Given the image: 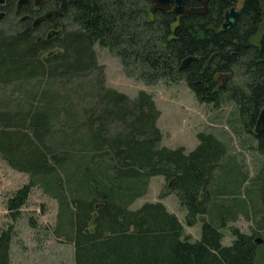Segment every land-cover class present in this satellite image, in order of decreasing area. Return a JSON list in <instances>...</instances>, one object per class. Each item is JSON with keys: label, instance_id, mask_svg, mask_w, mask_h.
<instances>
[{"label": "trees", "instance_id": "16d2710c", "mask_svg": "<svg viewBox=\"0 0 264 264\" xmlns=\"http://www.w3.org/2000/svg\"><path fill=\"white\" fill-rule=\"evenodd\" d=\"M259 1L225 29L223 0L191 15L155 0H73L51 35L18 14L0 28V87L22 92L0 95V154L29 174L7 199L13 219L40 186L59 203L55 232L74 243L75 264H264V164L250 176L213 132H198L192 149L162 145L154 96L108 86L96 49L109 48L149 84L185 81L201 102L236 103L234 129L252 133L264 156V131L255 133L264 106ZM158 175L185 224L201 222L199 239L161 201L133 208ZM241 215L255 220L252 233L230 224ZM14 234L13 223L0 230V264H11Z\"/></svg>", "mask_w": 264, "mask_h": 264}, {"label": "rangeland", "instance_id": "374dc122", "mask_svg": "<svg viewBox=\"0 0 264 264\" xmlns=\"http://www.w3.org/2000/svg\"><path fill=\"white\" fill-rule=\"evenodd\" d=\"M7 11L0 17V28H10L20 18H15L16 8L8 2ZM5 9H0V13ZM20 15V14H19ZM21 16V15H20ZM22 18V17H21ZM16 21V22H15ZM56 30V28H54ZM264 30H259L253 38L254 43L261 41ZM99 64L103 65L106 83L134 97L140 90L150 92L161 110L158 125L164 133L162 145L169 147L185 146L192 149L199 143L197 133L207 131L215 133L228 144L229 153L236 157L241 165L253 176L258 168L264 164L263 154L253 148L256 146L254 135L246 133L240 126L234 129L235 105L229 101L221 106L201 102L196 98L195 92L185 81L177 83L160 80L155 84H149L142 79L127 74L124 64L112 50L96 45ZM239 75L235 79L238 80ZM11 92L12 97L20 99L21 89L14 85L0 87V95ZM1 101V100H0ZM29 181V174L10 166L0 154V230L13 223L15 234L11 248V264H75V245L66 236H57L55 232L59 203L56 198L47 195L40 186L34 187L28 203L22 208V213L17 219H13L7 208V199L19 187ZM251 180L245 181L249 186ZM168 190L164 176H154L148 192L137 202L133 208L146 201H161L184 222L186 210L182 208L175 194H164ZM185 224V222H184ZM231 225L240 227L247 233L253 232L256 222L245 215H241ZM187 234L193 239L201 236V222L197 225L185 224ZM224 243L230 244L232 237L230 230L225 229ZM257 236H264L261 233Z\"/></svg>", "mask_w": 264, "mask_h": 264}, {"label": "flooded vegetation", "instance_id": "af4514ba", "mask_svg": "<svg viewBox=\"0 0 264 264\" xmlns=\"http://www.w3.org/2000/svg\"><path fill=\"white\" fill-rule=\"evenodd\" d=\"M4 2H8V0H2ZM1 1V2H2ZM198 2L192 5H187V1L184 0V11L186 15H191L194 12L202 13L207 12V10L210 7V4L212 3V0H197ZM0 4L2 5V3ZM248 0H223L222 4V20L220 21L219 27L221 29L229 28L230 26H233L237 22V20L241 17L243 14ZM70 4V3H69ZM67 4V6L69 5ZM13 8H16V13L18 15H21V19L24 21H31L33 25V29H39V27L46 25L47 30L46 32L51 35L53 34V29L51 30L50 24L53 26H56V24L59 21V18L63 16V13L67 6L64 9L60 8V2L58 0H15V3L12 4ZM6 7V5H4ZM170 7H176L175 3H171ZM259 11L260 14L263 16V20L261 22V30H264V0L259 1ZM60 10L62 11L60 15H58L54 20H46L42 21L37 25H34V21L39 18L40 16L46 14L47 12L51 10ZM7 11V8H5V12H1L0 16H4ZM233 11V14L231 15V12ZM228 21H232L231 25L228 27H225L224 24ZM264 107V106H263Z\"/></svg>", "mask_w": 264, "mask_h": 264}, {"label": "water", "instance_id": "95a60500", "mask_svg": "<svg viewBox=\"0 0 264 264\" xmlns=\"http://www.w3.org/2000/svg\"><path fill=\"white\" fill-rule=\"evenodd\" d=\"M2 0H0L1 2ZM60 2V8L64 9L67 4H69L70 2H72L73 0H58ZM161 7H170L171 3H175L176 7L174 8V11L176 14L180 15V14H184V0H155ZM61 14L60 10H51L49 12H47L46 14L40 16L39 18H37L34 21V25L39 24L42 21H46V20H54L58 15ZM231 15H235L233 14V11L231 12ZM2 17V16H0ZM232 21H228L224 24L225 27L230 26L232 23ZM264 131V107L261 109L260 114L258 116L256 125H255V133L256 134H260L261 132ZM170 191V188L168 187L167 191H164L165 193H168ZM263 238L258 237L257 241L262 242Z\"/></svg>", "mask_w": 264, "mask_h": 264}, {"label": "bare ground", "instance_id": "6f19581e", "mask_svg": "<svg viewBox=\"0 0 264 264\" xmlns=\"http://www.w3.org/2000/svg\"><path fill=\"white\" fill-rule=\"evenodd\" d=\"M62 9V8H61ZM185 9V8H184ZM59 10V9H58ZM62 12V11H61Z\"/></svg>", "mask_w": 264, "mask_h": 264}]
</instances>
